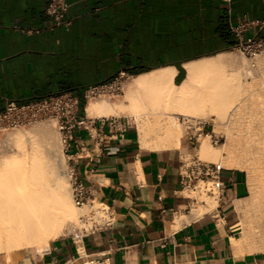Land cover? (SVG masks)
<instances>
[{"label":"crops","instance_id":"1","mask_svg":"<svg viewBox=\"0 0 264 264\" xmlns=\"http://www.w3.org/2000/svg\"><path fill=\"white\" fill-rule=\"evenodd\" d=\"M46 3L0 0V109L8 98L71 92L81 101L80 115L95 117L86 112L87 86L123 70L127 91L133 76L167 67L178 83L186 63L231 49L229 23L264 17L263 0H232L229 15L225 0H69V25L49 30ZM134 125L103 145L78 130L65 156L92 197L110 206L112 224L79 239L59 235L43 251L13 260L0 255V264H264V214L233 245L244 234L236 208L247 196L242 170L223 167L218 208L185 213L180 149L143 148Z\"/></svg>","mask_w":264,"mask_h":264},{"label":"bare ground","instance_id":"2","mask_svg":"<svg viewBox=\"0 0 264 264\" xmlns=\"http://www.w3.org/2000/svg\"><path fill=\"white\" fill-rule=\"evenodd\" d=\"M241 63L229 54L192 61L185 64L186 75L178 83L174 82L172 67L133 76L127 83V104L90 100L86 112L90 116L106 117L128 110L137 120L138 140L143 148H177L182 133L178 115H201L213 123V131L223 128L226 142L220 148L225 156L220 165L247 172L249 195L236 205L237 211L244 216L257 206L263 192L264 99L254 98L256 90L259 86L261 88L256 82V71L243 69ZM257 71L264 83V59L259 61ZM246 77L251 81L247 82ZM47 131V125L35 128L36 133L44 135L40 140L50 149L52 142ZM9 137L19 148L21 135L11 132ZM204 138L198 147L200 155L218 161L220 149ZM56 154L59 163L63 164V155ZM25 157L20 159L27 160L26 154ZM20 159L12 156L3 159L0 168V251L8 259L14 258L17 251L32 247L42 250L51 238L59 236L65 225L68 227L77 219L81 210L73 204L65 180L55 169L54 162L46 164L33 159L27 164ZM187 194L194 195L193 191ZM213 198L205 200L201 208H193L197 203L192 205V214H201L215 207ZM186 218L182 214L179 216L180 220ZM245 240L244 237L233 240V245Z\"/></svg>","mask_w":264,"mask_h":264},{"label":"built area","instance_id":"3","mask_svg":"<svg viewBox=\"0 0 264 264\" xmlns=\"http://www.w3.org/2000/svg\"><path fill=\"white\" fill-rule=\"evenodd\" d=\"M225 1L229 15L232 0ZM68 6L69 0H47L44 11L51 18L47 29L69 25V20L65 19ZM263 28L264 17L250 18L242 15L234 23H229L233 37L231 48L238 50L247 58L251 67H255L256 61L264 57V34L261 33ZM128 78L129 74L120 70L106 82L87 86L83 91V100L87 102L94 98H111L122 91L123 84ZM80 102L79 97L71 92L55 93L28 101L8 98L4 107L0 109V131L20 128L40 120H53L62 151L65 156H70L69 144L78 130H84L99 145H103L111 135H123L129 127L135 126L131 117L125 115H111L104 118L80 115ZM177 122L182 130L181 139L184 147L191 151L186 157L185 153L180 151L179 165L181 191L188 200L184 212L189 213L192 205L197 203V198L187 194L189 191H203L208 196L215 197L218 202L222 198L221 171L223 167L217 162L201 160L192 152L206 135H209L215 144L219 141V136L213 132V129H209L210 123L203 118L178 115ZM105 126L108 133L104 131ZM64 174L70 185L72 202L81 209L77 219L68 224L66 235L79 239L86 234L110 226L113 222L110 206L92 197L90 187L82 181L73 166L67 163ZM218 207L219 204L215 206V209ZM92 262L90 260L86 263Z\"/></svg>","mask_w":264,"mask_h":264},{"label":"rangeland","instance_id":"4","mask_svg":"<svg viewBox=\"0 0 264 264\" xmlns=\"http://www.w3.org/2000/svg\"><path fill=\"white\" fill-rule=\"evenodd\" d=\"M227 53L229 55L233 56L236 59L237 62H239V63L242 62L241 64L243 66V69H245V70H247V69L248 70H251L253 73L256 71L255 72L257 74V76H256L257 81L256 82L261 84V88L259 86V88L256 90L257 92L255 93L254 98L255 99H257V98L264 99V83L261 81V77H259L260 76L259 71H257L258 70L259 61L261 59H264V58L258 59L256 61V66L255 67H251L250 64H249V60L247 58H245L238 50H235V49H232L231 48V49L228 50ZM227 53H226V55H228ZM245 80L247 82H250L251 81V79L249 77H246ZM263 80H264V77H263ZM125 82L123 84V89H122V91L119 94H117L115 96H112L111 98L101 97V98H94V99H90V100L91 101H102V100L104 101L105 100V101L112 102V103L117 102V103H121L123 105L127 104L128 103V99H127L128 96H127V93H126L127 91H126ZM127 111L128 110H124L123 113H121L120 115H125V116H129V117H133L134 118V122L137 125V122H136L137 120L135 119V116L132 115V114H130L129 111H128L129 112L128 113ZM197 117H200V118H203V119L207 120L210 123L209 129H214V125H213V123L209 119H207L206 117H203L201 115H198ZM41 124L48 126V131L46 132V134H47V136L50 138V140L52 142V146H50V149L47 148V146L49 147V145H47L45 142H42L40 140V139H42L41 138L42 135L40 136L39 133H36L35 132V128L38 125H41ZM11 132H14L15 134L18 133V134L21 135V137H22L21 138V141L23 143L21 142V145L19 146V148L10 139L9 133H11ZM180 132H182V130H180ZM213 132L217 136H219V141L216 144L214 142H212V140L209 138V136L206 135L205 137H206V139H208V142L213 147H215L216 149H220L219 151H221L220 152L221 153L220 154L221 157H219L218 161L217 160H215V161L209 160V159L203 158L200 155V153L198 151V147H199V144H201V142L203 140H205L204 137L200 140V143L198 144L197 148H195L194 150H192V152L195 153L201 160H206V161L221 163L220 161L225 156V154L221 150L220 146H222V144L226 142V136H225L226 134H225V131L223 130V128L222 129H217V130H215ZM47 136H45V137H47ZM42 137L44 138V135ZM180 137H181V135H180ZM177 148L180 149V151H182V153H185L184 154L185 157L186 156H189V153L191 152V151L189 152L188 149H185L184 143L182 142V139H181V144ZM58 149H59V151H58ZM58 152H60L61 155H63V159H64L63 164H60L59 161H58V157H57V154H56ZM25 154L27 155V160L26 159H23V158L22 159L27 164L31 163L33 159H35V160L40 159L39 161H41L43 163H46V164L47 163H50V162H54L55 163V169L57 171L61 172L60 174H61V176H63V178L65 180V185L67 186L68 191L70 193V185H69L68 179L66 178V176L64 174V169H65V167L67 165V162H66L65 155H64V153L62 151V146H61L60 141H59V134H58V132L56 130L55 123H54L53 120H40V121H37V122H35L33 124H30V125H27V126H23V127H20V128L8 129V130H5V131H0V168H1V164H2L1 161H3V159H11V156H12V157H16L17 160H19L20 157H23V156L25 157ZM35 157H37V158H35ZM13 159H15V158H13ZM23 160L20 159V161H23ZM46 164H45V166H46ZM242 172H243V175H244V179L246 181V184H247V172L246 171H243V170H242ZM261 189L264 192V185H262ZM263 192L260 194V198L258 200L259 203H257V206L253 207V210L248 211L246 214H244V216L241 213H239V217H240L239 218V223L244 228L243 237L246 238V239L251 235V233L253 232L254 228L257 227V225L261 221L262 215L264 214V193ZM184 193H187V192H184ZM193 194L194 195L192 197L197 198V204L194 205L195 207H200L201 208V205L203 203H206L205 200L207 201L210 198L212 199V196H208L206 193L205 194H202L201 191L200 192L199 191H195V192H193ZM248 195H249V191L247 189V196ZM246 197L245 198H242V199H246ZM202 199L204 201H201ZM242 199L236 201V205L242 203V201H243ZM213 201L215 203V206H217V204L220 203V201L218 202L215 199V197L213 198ZM195 207H193V208H195ZM213 209H215V207H213L212 209L209 208V211H212ZM76 211L78 213V210L77 209H76ZM66 229H67V227L65 225V228L59 234L60 235L59 237H61L63 235H66ZM247 234H248V236L245 237ZM52 241L53 240H50L49 245L51 244ZM48 246H46L45 248H47ZM45 248H43L42 250H39L36 247H32L29 250L26 249V250H22V251H17L16 254H15V256H14V258L15 257L23 256V255L32 254L34 252H41ZM0 255L1 256H4L6 259H8L5 256V253L4 252L0 251ZM8 260H10V259H8ZM11 260H13V259H11Z\"/></svg>","mask_w":264,"mask_h":264},{"label":"trees","instance_id":"5","mask_svg":"<svg viewBox=\"0 0 264 264\" xmlns=\"http://www.w3.org/2000/svg\"><path fill=\"white\" fill-rule=\"evenodd\" d=\"M176 82H177V80H176Z\"/></svg>","mask_w":264,"mask_h":264}]
</instances>
